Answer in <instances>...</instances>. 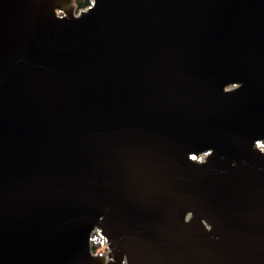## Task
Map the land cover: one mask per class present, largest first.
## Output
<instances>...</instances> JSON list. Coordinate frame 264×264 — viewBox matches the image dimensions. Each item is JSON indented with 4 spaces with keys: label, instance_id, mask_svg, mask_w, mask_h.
Masks as SVG:
<instances>
[{
    "label": "water",
    "instance_id": "obj_1",
    "mask_svg": "<svg viewBox=\"0 0 264 264\" xmlns=\"http://www.w3.org/2000/svg\"><path fill=\"white\" fill-rule=\"evenodd\" d=\"M73 8L0 0V264H264V0Z\"/></svg>",
    "mask_w": 264,
    "mask_h": 264
},
{
    "label": "trees",
    "instance_id": "obj_2",
    "mask_svg": "<svg viewBox=\"0 0 264 264\" xmlns=\"http://www.w3.org/2000/svg\"><path fill=\"white\" fill-rule=\"evenodd\" d=\"M76 9L78 11L88 8L93 4V0H75ZM92 250L94 252H99L102 248L105 247L104 241L97 235H93L92 237Z\"/></svg>",
    "mask_w": 264,
    "mask_h": 264
},
{
    "label": "rangeland",
    "instance_id": "obj_3",
    "mask_svg": "<svg viewBox=\"0 0 264 264\" xmlns=\"http://www.w3.org/2000/svg\"><path fill=\"white\" fill-rule=\"evenodd\" d=\"M73 4H74L73 13L74 14H77L78 13V10L76 9L75 0H73ZM105 250H106V247L102 248L100 251H105Z\"/></svg>",
    "mask_w": 264,
    "mask_h": 264
},
{
    "label": "built area",
    "instance_id": "obj_4",
    "mask_svg": "<svg viewBox=\"0 0 264 264\" xmlns=\"http://www.w3.org/2000/svg\"><path fill=\"white\" fill-rule=\"evenodd\" d=\"M260 148H261L262 150H264V146H260ZM94 235L99 236V234H98L97 232H95ZM99 237H100V236H99ZM100 238H101V237H100ZM101 239L103 240V238H101Z\"/></svg>",
    "mask_w": 264,
    "mask_h": 264
},
{
    "label": "flooded vegetation",
    "instance_id": "obj_5",
    "mask_svg": "<svg viewBox=\"0 0 264 264\" xmlns=\"http://www.w3.org/2000/svg\"><path fill=\"white\" fill-rule=\"evenodd\" d=\"M107 258V257H106ZM108 259V258H107Z\"/></svg>",
    "mask_w": 264,
    "mask_h": 264
}]
</instances>
